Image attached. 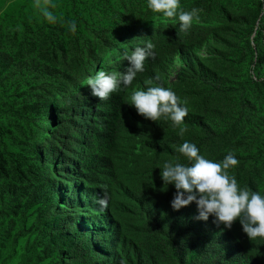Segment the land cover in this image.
<instances>
[{"label":"trees","instance_id":"obj_1","mask_svg":"<svg viewBox=\"0 0 264 264\" xmlns=\"http://www.w3.org/2000/svg\"><path fill=\"white\" fill-rule=\"evenodd\" d=\"M83 2L86 8L97 7ZM211 2L234 24L262 12L260 29L254 38V50L246 39L234 45L232 71L204 72V95L198 110L187 108L193 114L185 118L187 131L182 137L170 120L154 122L137 111L139 119L127 120L131 114L125 107L123 85L109 100L100 101L84 86H71L73 80L63 85L51 81L39 91H49V97L38 101V95L34 113L22 115L0 108V186L7 194H30L26 220L38 213L31 225L21 224L22 234L29 237L19 264H264V239L250 240L239 220L226 229L222 224L217 226L212 216L207 221L195 219L198 211L194 202L174 210L171 201L175 186L164 185L160 175L166 161L179 157L181 163H187L178 152L185 141L195 144L200 155L216 162H220L216 159L219 155L214 151L224 144L234 150L239 161L230 174L235 175L241 187L264 194V4L262 0ZM201 28L193 27L187 32L163 30L158 35L152 32L148 41L154 42L156 58H149L145 71L137 73L136 78L145 77L152 82L147 83L149 86L167 88L163 72L169 64L164 61L179 55L185 46L196 45L203 35L205 38L210 28L204 26V32ZM98 64L100 60L95 65ZM238 67L247 72L243 80L230 77ZM32 73L35 77L27 76L38 81V72ZM157 75L159 80L155 79ZM75 88H82L81 93L70 95ZM52 101L58 102L59 113L52 112ZM76 115L85 122L73 125L72 117ZM21 122L34 127L29 146L20 144L25 128ZM48 128L50 134L44 143ZM24 139L28 140L25 135ZM37 174L41 180L33 181ZM9 176L17 179L8 190L4 183ZM59 177L68 184L79 180L101 197L107 193L108 208L102 211L100 205L79 207L68 201L52 202L46 192L56 191L47 184ZM38 187L45 189L43 195ZM41 197L52 202L43 213L36 203ZM65 206L73 212L85 209L88 216L103 219L104 225L96 233L83 225L81 232L58 245L54 225H41L40 221L48 214L64 223ZM97 240L103 241L97 244Z\"/></svg>","mask_w":264,"mask_h":264},{"label":"rangeland","instance_id":"obj_2","mask_svg":"<svg viewBox=\"0 0 264 264\" xmlns=\"http://www.w3.org/2000/svg\"><path fill=\"white\" fill-rule=\"evenodd\" d=\"M83 1L94 3L97 7L86 8ZM52 3L56 5L51 9L57 17L54 24L45 20L34 8V0H0V108L22 115L34 113L37 102L49 97V91L45 94H40L39 91L46 83L51 84V81L63 85L73 80L71 86H84L91 93L86 80L95 76L99 70L120 72L122 67L130 66L127 60L122 59L125 52L131 55L136 47L148 42L152 32H157L158 35L163 30L180 31L178 17L168 19L162 14L154 13L147 7V0H52ZM227 4L232 7L230 2ZM180 5L185 11L192 8L203 9L199 13V20L194 21L191 28L202 27L203 32L204 26L210 28L207 36L204 38L203 35L196 45L185 46L179 55L163 63L169 64L163 72L168 87L192 111L198 110L199 99L204 95V72L232 71L230 56L239 39L248 40L250 48L255 49L254 38L260 29L262 12L234 24L219 13L217 5L211 0H180ZM73 21L76 23L75 33L69 27ZM98 60L100 64L96 66ZM32 70L38 72V81L27 76L32 74L35 77ZM246 73L238 67L230 77L243 80ZM251 73L255 77L254 72ZM147 81L145 77H135L131 86L126 89L123 87L127 100L125 107L131 114L127 120L139 119L135 107L130 105V97L133 90H146L149 87ZM81 89H73L70 95L78 91L74 93L78 96ZM50 107L54 114L59 113L60 106L57 101H52ZM189 111L188 115L191 116L193 113L189 114ZM72 120L73 125L85 122L78 115L72 117ZM20 126L25 127V131H21L20 144L29 146L34 127L23 122ZM49 134L48 128L44 134V143L47 142ZM24 135L28 140L24 139ZM233 151L224 144L218 145L214 155L218 154L216 159L222 161L229 152L234 153ZM16 179L15 176H9L4 186L8 190L13 188ZM40 180L39 174L33 177V181ZM56 180L47 184L48 188L56 191L54 194L46 192L52 197V202L61 200L66 204L68 201L79 207L99 205L97 201L102 198L100 194L80 184L79 180H75L74 184L66 183L63 177ZM38 188L43 195L45 189ZM30 197L29 193L7 194L6 189L0 186V264H19L23 258V247L29 234H22L21 224L31 225L38 215L36 213L30 218L32 220L25 218L28 206L26 204ZM36 203L41 206V213L51 206L45 197L37 198ZM57 208H60L59 204ZM84 210L76 209L73 212V209L65 206L64 223L56 218H49L48 214L40 222L41 225L51 222L55 227L56 244L63 245L74 233L81 232L83 225L95 233L104 225L103 219L88 216ZM100 248L103 249V245Z\"/></svg>","mask_w":264,"mask_h":264},{"label":"clouds","instance_id":"obj_3","mask_svg":"<svg viewBox=\"0 0 264 264\" xmlns=\"http://www.w3.org/2000/svg\"><path fill=\"white\" fill-rule=\"evenodd\" d=\"M33 6L49 23H56L57 17L51 10L56 5L52 0H34ZM147 7L168 19L178 17L180 32H187L203 11L198 8L185 11L181 8L180 0H147ZM69 27L73 33L76 32L74 21ZM154 48L155 45L148 41L145 46L136 47L131 55L125 52L122 59L127 60L130 66L124 72L99 70L95 76L89 77L85 83L90 86L92 96L107 101L113 93L121 90V85L125 89L131 86L137 73L145 71V61L156 58ZM155 79L159 80L160 77L157 75ZM130 99V105L145 119L154 122L170 120L173 127L180 129L181 137L187 131L185 118L188 109L170 87L160 85L133 90ZM178 152L186 158L187 163H181L179 157L166 161L160 173L164 185L172 184L176 189L171 207L180 210L194 202L198 211L195 219L207 221L212 216L217 226L222 224L226 229H231L239 220L250 240L264 239V194L241 187L235 175L230 174L229 170L239 164L234 153L229 152L222 161L216 162L200 155L199 148L188 141L178 148ZM97 203L102 211L107 209V193Z\"/></svg>","mask_w":264,"mask_h":264}]
</instances>
